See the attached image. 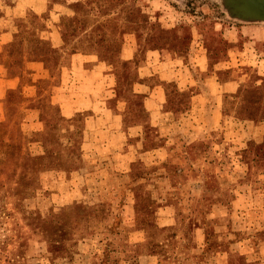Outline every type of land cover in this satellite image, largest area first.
<instances>
[{
  "label": "rangeland",
  "instance_id": "374dc122",
  "mask_svg": "<svg viewBox=\"0 0 264 264\" xmlns=\"http://www.w3.org/2000/svg\"><path fill=\"white\" fill-rule=\"evenodd\" d=\"M47 2L107 81L70 115L46 81L35 97L1 82L0 264H264V74L247 51L264 21L225 0ZM31 11L13 25L35 35L47 13ZM155 50L184 66L162 91L140 68Z\"/></svg>",
  "mask_w": 264,
  "mask_h": 264
},
{
  "label": "crops",
  "instance_id": "0c3cea01",
  "mask_svg": "<svg viewBox=\"0 0 264 264\" xmlns=\"http://www.w3.org/2000/svg\"><path fill=\"white\" fill-rule=\"evenodd\" d=\"M29 11L37 15L47 13L45 27L36 30L35 35L29 34V31H27L28 27L22 24L13 25L14 18L25 16ZM63 14L62 11L56 8L52 10L47 0H0V54H2L0 58V96L3 92L2 85L10 87L20 84L26 96L35 97L37 96V84L43 80L49 83L46 86L49 87V90L41 88L48 93L50 102L57 104L62 115H70L76 110L92 107L99 101L98 99L103 98L101 92L105 88L107 75L99 66L98 55L74 46L71 47L65 43L59 26V20ZM18 26L20 27L18 28ZM246 28L249 31L253 30V27H242L241 29L246 30ZM19 29L23 30L21 32L23 37L21 38L22 43L19 46V51H15V55H9V53H14V51L8 46L16 39ZM230 29L225 30L224 35L229 41H236L235 31ZM256 30H258L257 35H251L252 40L249 41L250 45L254 47L247 48V51L252 56H250L252 63L258 66L259 70L264 74V27H259ZM31 36H35V38L37 36V38L45 42L44 47H41L43 42L41 43L35 38L31 39ZM81 44L87 46L88 42L87 44L86 42ZM5 47H7L6 50ZM155 51L149 53V56H153L152 61H146L140 68L149 70V66H152L155 69H159L155 71V73L159 72V84L155 86H159L158 89L162 91L163 81L174 80L177 82L183 78L180 75H182L181 71H183L182 68L184 66L176 68L175 64H179L178 61L169 60L167 62V58L165 60L157 58L155 54L160 55L164 50L161 52ZM240 54L241 49H236V47H234L233 52L232 50L229 52V68L238 66L241 63H237L238 55L240 56ZM199 58H201V62L202 58L206 61V53L200 54ZM168 64L173 68L169 72L165 71L163 73V68H167ZM9 71H12V73H8ZM169 74L170 76H168ZM55 80L57 81L54 82ZM193 81L195 82V80ZM241 81L243 79L237 76L229 80L230 90L236 91ZM1 82H3L2 85ZM46 82H44V85H46ZM216 83L217 90H215V93H218L221 85L218 81ZM138 85L146 86V84L140 82ZM158 89L154 88V91L160 92ZM97 92L99 93L97 94ZM196 92L198 93L199 91L196 90Z\"/></svg>",
  "mask_w": 264,
  "mask_h": 264
},
{
  "label": "water",
  "instance_id": "95a60500",
  "mask_svg": "<svg viewBox=\"0 0 264 264\" xmlns=\"http://www.w3.org/2000/svg\"><path fill=\"white\" fill-rule=\"evenodd\" d=\"M232 2V11L244 20L264 21V0H225Z\"/></svg>",
  "mask_w": 264,
  "mask_h": 264
},
{
  "label": "flooded vegetation",
  "instance_id": "af4514ba",
  "mask_svg": "<svg viewBox=\"0 0 264 264\" xmlns=\"http://www.w3.org/2000/svg\"><path fill=\"white\" fill-rule=\"evenodd\" d=\"M230 5H232L233 3L232 2H228Z\"/></svg>",
  "mask_w": 264,
  "mask_h": 264
},
{
  "label": "trees",
  "instance_id": "16d2710c",
  "mask_svg": "<svg viewBox=\"0 0 264 264\" xmlns=\"http://www.w3.org/2000/svg\"><path fill=\"white\" fill-rule=\"evenodd\" d=\"M68 22H70V21H68Z\"/></svg>",
  "mask_w": 264,
  "mask_h": 264
}]
</instances>
